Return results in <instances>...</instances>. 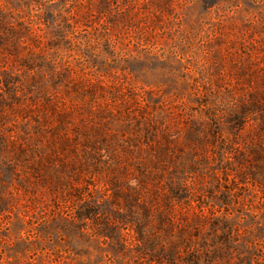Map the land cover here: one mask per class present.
Wrapping results in <instances>:
<instances>
[{
  "label": "rangeland",
  "instance_id": "374dc122",
  "mask_svg": "<svg viewBox=\"0 0 264 264\" xmlns=\"http://www.w3.org/2000/svg\"><path fill=\"white\" fill-rule=\"evenodd\" d=\"M0 264H264V0H0Z\"/></svg>",
  "mask_w": 264,
  "mask_h": 264
}]
</instances>
